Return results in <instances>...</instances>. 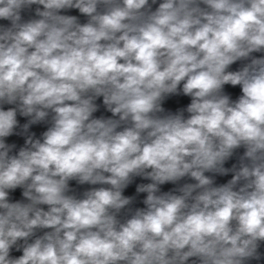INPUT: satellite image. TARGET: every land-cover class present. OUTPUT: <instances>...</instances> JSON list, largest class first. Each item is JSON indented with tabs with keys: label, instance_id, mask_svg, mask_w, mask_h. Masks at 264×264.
Returning <instances> with one entry per match:
<instances>
[{
	"label": "clouds",
	"instance_id": "1",
	"mask_svg": "<svg viewBox=\"0 0 264 264\" xmlns=\"http://www.w3.org/2000/svg\"><path fill=\"white\" fill-rule=\"evenodd\" d=\"M0 264H264V0H0Z\"/></svg>",
	"mask_w": 264,
	"mask_h": 264
}]
</instances>
